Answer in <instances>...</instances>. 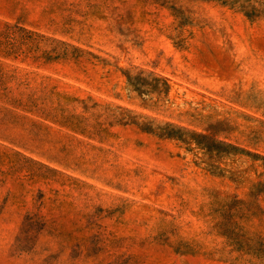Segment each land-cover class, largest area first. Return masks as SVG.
<instances>
[{
  "label": "rangeland",
  "instance_id": "obj_1",
  "mask_svg": "<svg viewBox=\"0 0 264 264\" xmlns=\"http://www.w3.org/2000/svg\"><path fill=\"white\" fill-rule=\"evenodd\" d=\"M0 264H264V0H0Z\"/></svg>",
  "mask_w": 264,
  "mask_h": 264
}]
</instances>
